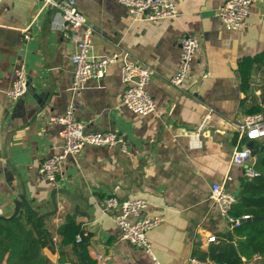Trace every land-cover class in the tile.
Returning a JSON list of instances; mask_svg holds the SVG:
<instances>
[{
    "label": "crops",
    "instance_id": "obj_1",
    "mask_svg": "<svg viewBox=\"0 0 264 264\" xmlns=\"http://www.w3.org/2000/svg\"><path fill=\"white\" fill-rule=\"evenodd\" d=\"M225 1L176 0L174 17L149 20L134 19L116 0H75L92 29L93 55L122 52L155 69L147 89L156 106L141 115L121 103L122 56L107 65L102 78L73 91L70 55L76 42L58 9L42 0H1L0 153L5 159L0 162V224L12 218L18 201L19 208L24 203L35 207L53 235L54 250L42 249L51 264L76 259L70 246L62 249L60 244L59 229L68 218L80 222L97 264H155L144 249L119 238L115 222L101 206L111 193L120 199L143 198L148 202L143 214L161 218L147 233L160 264H184L198 257L210 245L208 235L229 229L209 190L217 182L239 194L244 168L230 160L241 145L234 123L246 115L242 100L249 103L252 95L259 100L264 66L254 69L243 91L238 65L244 56L264 49V0H252L237 31L224 30L217 16ZM185 33L197 34L199 48L182 88H177L170 79L180 64L179 38ZM20 63L34 91L18 101L5 91ZM70 104L85 131L116 130L125 136L127 151L87 145L64 159L56 180L50 181L38 173L39 163L59 150L60 127L49 118L63 114ZM207 108L212 109L210 124L196 135L195 126ZM65 191L85 197L92 217L76 212L77 200Z\"/></svg>",
    "mask_w": 264,
    "mask_h": 264
},
{
    "label": "built area",
    "instance_id": "obj_2",
    "mask_svg": "<svg viewBox=\"0 0 264 264\" xmlns=\"http://www.w3.org/2000/svg\"><path fill=\"white\" fill-rule=\"evenodd\" d=\"M1 1V0H0ZM126 7L134 19H162L174 17L177 13L176 0H116ZM46 5L54 6L60 12L64 28L72 31L75 37L76 47L70 55L73 65L71 88L79 91L86 83L104 76L108 64L123 57L121 67V79L124 84L121 103L128 110L147 115L154 111L155 102L150 96L147 86L156 75V71L150 65L133 59L122 52H114L95 56L91 53L92 29L87 26L84 15L77 9L75 0H42ZM252 0H226L217 11V16L226 31H237L245 24L250 12ZM68 35V33H66ZM27 38V36H26ZM180 64L170 82L177 88H182L183 81L187 76L191 61L199 48V39L195 33H185L179 38ZM14 80L6 95L12 100H17L27 88V69L24 63L18 64L13 69ZM262 105V104H261ZM263 106V105H262ZM212 119V109L207 108L205 113L195 126V134L204 132ZM49 121L59 125V150L44 158L38 165V173L42 178L55 181L64 159L70 155H77L87 145L114 147L119 146L122 151H127V140L125 136L116 130L85 131V124L78 120L74 113L73 105H69L63 114L53 115ZM241 140L230 154L232 163L240 164L247 176L257 173L252 167L250 160L252 148L246 144L249 140L264 141V111L246 114L234 123ZM5 157L0 153V162ZM209 198L217 204L221 216L229 226L239 224L230 214L231 206L237 201L238 195L233 193L222 183L213 182L210 185ZM104 213L110 214L118 228L120 239L126 240L135 247L144 249L155 264H160L151 251L148 231L156 227L161 218L158 216L148 217L143 214L148 206L147 200L143 198L120 199L111 193L105 196L101 202ZM248 215H243L247 218ZM80 235L76 240H80ZM217 236L210 234L206 237L208 243L215 242ZM184 264H218L209 258L191 256Z\"/></svg>",
    "mask_w": 264,
    "mask_h": 264
},
{
    "label": "trees",
    "instance_id": "obj_3",
    "mask_svg": "<svg viewBox=\"0 0 264 264\" xmlns=\"http://www.w3.org/2000/svg\"><path fill=\"white\" fill-rule=\"evenodd\" d=\"M261 66H264V49L240 60L238 70L243 91L249 88L254 69ZM250 101L241 102L245 114L264 111V85L260 87L259 100L252 95ZM252 156V167L257 174L249 177L243 172L237 201L230 209L239 224L219 233L199 258H209L218 264H245L256 258L264 259V141H253ZM59 234L62 249L70 246L75 253L76 259L70 264H97L88 252L80 222L68 218ZM77 235L81 237L79 241ZM44 248L54 250V239L35 207L24 203L15 216L1 222L0 258L6 255L5 264H51L42 253Z\"/></svg>",
    "mask_w": 264,
    "mask_h": 264
},
{
    "label": "water",
    "instance_id": "obj_4",
    "mask_svg": "<svg viewBox=\"0 0 264 264\" xmlns=\"http://www.w3.org/2000/svg\"><path fill=\"white\" fill-rule=\"evenodd\" d=\"M33 91L34 90L32 89V87L29 85V83L27 81L26 91L19 97V100L18 101H21L22 98H24L28 94L32 93ZM246 145L248 147L252 148V146H253V140H249ZM65 193L69 197H71L72 199L77 200V204L75 205L76 212H78L79 214H81L83 216H86L87 218H89V217L91 218L92 217V214L85 209V205H88V201H87V199L85 197L80 196L77 191L76 192H73L72 194L71 193H68V191H65ZM51 200L53 201V206H54V211H55L56 205H55V202H54V191L52 193ZM20 204H21V202H19V201L16 202L14 213L10 217H13V216H15L17 214V211H18V208H19ZM41 216H43V215H41ZM4 219H5V217H4Z\"/></svg>",
    "mask_w": 264,
    "mask_h": 264
},
{
    "label": "rangeland",
    "instance_id": "obj_5",
    "mask_svg": "<svg viewBox=\"0 0 264 264\" xmlns=\"http://www.w3.org/2000/svg\"><path fill=\"white\" fill-rule=\"evenodd\" d=\"M261 140H263V139H261ZM262 263H264V259H257L256 258L252 261L246 262L245 264H262Z\"/></svg>",
    "mask_w": 264,
    "mask_h": 264
}]
</instances>
